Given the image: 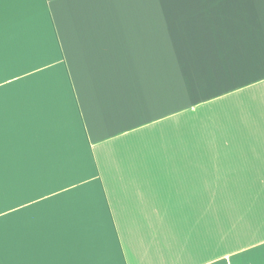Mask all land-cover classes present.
Wrapping results in <instances>:
<instances>
[{"label":"crops","instance_id":"1","mask_svg":"<svg viewBox=\"0 0 264 264\" xmlns=\"http://www.w3.org/2000/svg\"><path fill=\"white\" fill-rule=\"evenodd\" d=\"M0 264H264V0H0Z\"/></svg>","mask_w":264,"mask_h":264}]
</instances>
